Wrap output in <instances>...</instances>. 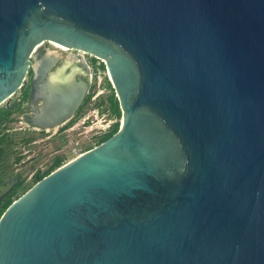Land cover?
Listing matches in <instances>:
<instances>
[{"label": "water", "instance_id": "water-1", "mask_svg": "<svg viewBox=\"0 0 264 264\" xmlns=\"http://www.w3.org/2000/svg\"><path fill=\"white\" fill-rule=\"evenodd\" d=\"M48 42L103 62L121 122L3 211L0 264H264V0H0V105L30 72L50 129L89 82Z\"/></svg>", "mask_w": 264, "mask_h": 264}, {"label": "rangeland", "instance_id": "rangeland-1", "mask_svg": "<svg viewBox=\"0 0 264 264\" xmlns=\"http://www.w3.org/2000/svg\"><path fill=\"white\" fill-rule=\"evenodd\" d=\"M48 43L41 45L40 49L54 52ZM61 57L66 59L67 55ZM88 82L79 110L70 120L54 129L39 131L27 128L17 114L5 104L0 105V194L10 177L16 176L19 180L12 193L2 199L1 212L48 172L98 145L115 126L119 128L121 112L119 110L118 114L111 107L109 98L114 96V101L116 98L110 81L101 70L91 68ZM17 99L21 97L14 94L9 105ZM56 163L60 166L56 167Z\"/></svg>", "mask_w": 264, "mask_h": 264}, {"label": "flooded vegetation", "instance_id": "flooded-vegetation-1", "mask_svg": "<svg viewBox=\"0 0 264 264\" xmlns=\"http://www.w3.org/2000/svg\"><path fill=\"white\" fill-rule=\"evenodd\" d=\"M55 51L59 52L63 56L64 55H68V54H72V55H76V56L78 55L77 57H79V59H81L82 62L81 63L79 62L78 65H77V67L80 68V71L76 72V77L77 78H81V79H86L87 78L88 79V75L90 74V69L91 68H95V69L98 68L99 70H102L104 68L103 66L102 67L97 66L96 63L98 61L94 57H92V56H90V55H88V54H86L84 52L73 50V49H67V50H57V49H55ZM43 52L44 51L42 49L38 50V54L43 53ZM79 55H82V57L79 56ZM61 59L62 60H66V59H63L62 57H61ZM27 77H28V79H27L26 87H25V89H24V91L22 93H19V96L21 97V99H17L14 103L9 105L10 108H8V109L11 110L12 112H14V114H17L18 117H20L21 120L24 122V124H25V126L27 128H30V129H33V130L35 129V130H39V131L49 130V128H42L40 126H36V125L32 124V120L35 117V110H34V106L35 105L28 98L29 97V93H30V79H31V73L30 72L28 73ZM108 80H109V78H108ZM20 102H21L22 106L20 105ZM38 103L42 104V101H39ZM82 104H83V102H82ZM75 113L68 120H70L75 115ZM26 118H27V120H26ZM66 122H64V123H66ZM63 124H61V125H63ZM50 129H54V128H50ZM6 182L7 183L5 185L7 187L2 192V194H6L7 193V195L5 197L9 196L12 193V191L15 188V186L18 184L19 180H18V177L12 176L8 180H6ZM2 194H0V196ZM1 201H2V199H1ZM1 201H0V204H1ZM3 211L2 212L0 211V215L3 213Z\"/></svg>", "mask_w": 264, "mask_h": 264}, {"label": "bare ground", "instance_id": "bare-ground-1", "mask_svg": "<svg viewBox=\"0 0 264 264\" xmlns=\"http://www.w3.org/2000/svg\"><path fill=\"white\" fill-rule=\"evenodd\" d=\"M50 45L53 46V48L57 49V50H67L65 47H62L58 44H55L53 42H49ZM78 56V55H77ZM76 55H72V54H68L67 58L65 60V65L64 67H69L70 68V73L68 75V77H66V79H64V82L67 81V79H69V77L71 76V74L80 71V68L77 67L78 63L82 62L81 59H79V57H77ZM82 57V55H79ZM82 65V64H81ZM59 80L54 76L50 78V84L54 85L57 84L56 82H58ZM62 82V83H64Z\"/></svg>", "mask_w": 264, "mask_h": 264}, {"label": "trees", "instance_id": "trees-1", "mask_svg": "<svg viewBox=\"0 0 264 264\" xmlns=\"http://www.w3.org/2000/svg\"><path fill=\"white\" fill-rule=\"evenodd\" d=\"M109 100H110L111 107L113 108V110H114L116 113L119 114L118 103H117L116 100L114 101V96H111V97L109 98ZM116 131H117V126H115V129L113 130L112 133H110L108 136L106 135L105 137H103V140H101L100 143L103 142L104 140H106L107 138H109V137H110L112 134H114ZM100 143H99V144H100ZM58 166H60V163H56V167H58ZM48 174H49V172H48Z\"/></svg>", "mask_w": 264, "mask_h": 264}, {"label": "built area", "instance_id": "built-area-1", "mask_svg": "<svg viewBox=\"0 0 264 264\" xmlns=\"http://www.w3.org/2000/svg\"><path fill=\"white\" fill-rule=\"evenodd\" d=\"M98 62L96 63L97 64V66H100V67H104V64H103V62L101 61V60H98V59H96ZM102 74H103V76L104 77H106L107 79H108V75H107V72H106V70H105V68H103L102 70Z\"/></svg>", "mask_w": 264, "mask_h": 264}]
</instances>
